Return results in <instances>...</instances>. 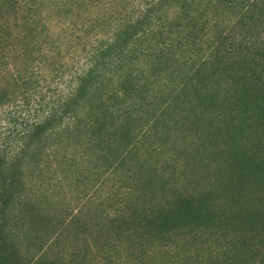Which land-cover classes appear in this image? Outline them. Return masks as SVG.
<instances>
[{
	"label": "trees",
	"instance_id": "obj_1",
	"mask_svg": "<svg viewBox=\"0 0 264 264\" xmlns=\"http://www.w3.org/2000/svg\"><path fill=\"white\" fill-rule=\"evenodd\" d=\"M88 166V264H264V0H0V264Z\"/></svg>",
	"mask_w": 264,
	"mask_h": 264
},
{
	"label": "rangeland",
	"instance_id": "obj_2",
	"mask_svg": "<svg viewBox=\"0 0 264 264\" xmlns=\"http://www.w3.org/2000/svg\"><path fill=\"white\" fill-rule=\"evenodd\" d=\"M176 130L177 133L174 132L175 136L182 137L184 135L190 138V136H202L206 131V127L192 122V119L188 117L185 128L181 129L180 126H177V129L175 128ZM179 139L177 138L176 140ZM169 143L167 146L171 147L172 142L170 141ZM177 143H179L177 146L180 147L181 142L179 141ZM190 152L185 158L190 159L191 155H195L196 162H194V166L196 168L201 167L204 172L208 171L209 168L206 166L208 163H205L204 160H214V154L204 153L197 155L195 152ZM216 155L219 157L218 153ZM204 157L206 158L203 160L202 158ZM87 161L86 159V166L90 164ZM181 169H184V167ZM87 170H90L88 174L84 173V171L77 173L73 176V181L67 180L62 182L60 188L48 189V196L45 202V209L47 211L40 209V206L36 204V206L34 205L35 208H33L34 211L31 210L30 212L29 210V214L32 215L33 213V216L28 217L27 215L19 222L21 226L25 225L23 227L25 231H21L24 236L20 240L19 245L20 254L25 261L24 264H33L43 253L46 261L65 262L64 264H67L66 262L74 258L72 257L74 255L77 257L76 264H80L81 258L88 257L85 261L87 263L88 259H91V256L97 255L100 251L101 244L100 240H97V234L90 230L82 231L80 226H76L78 220L79 222H85V226L90 223V220H94L96 215L92 212H95L96 205L99 204V201L104 199L103 195L107 193L109 187L108 183H105L103 186L95 185L94 179L92 180V176L95 174L94 169L88 166ZM111 178L113 177L110 176L109 179ZM111 183V187L113 185L114 188L112 190L113 192L116 190V185L112 181ZM97 190L102 191V193L100 195L97 194ZM59 229L61 230L59 236L52 238V232L58 231Z\"/></svg>",
	"mask_w": 264,
	"mask_h": 264
}]
</instances>
